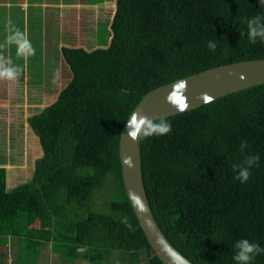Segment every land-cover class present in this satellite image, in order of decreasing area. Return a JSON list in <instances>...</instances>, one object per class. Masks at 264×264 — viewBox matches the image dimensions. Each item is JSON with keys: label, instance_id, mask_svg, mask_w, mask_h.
<instances>
[{"label": "trees", "instance_id": "trees-1", "mask_svg": "<svg viewBox=\"0 0 264 264\" xmlns=\"http://www.w3.org/2000/svg\"><path fill=\"white\" fill-rule=\"evenodd\" d=\"M115 4L110 24L97 33L99 47L59 49L70 79L28 118L42 151L31 179L7 190L0 166V233L53 239L63 250L84 247L91 259L118 251L135 261L144 252L148 264H162L124 191L121 129L141 96L160 85L264 58V43H250L246 27L264 7L258 0ZM208 41L217 43L214 52ZM166 118L171 133L138 147L148 202L168 241L194 264H235L240 239L264 247V84ZM254 154L260 161L250 179H234L232 165ZM97 199L105 210L93 207ZM253 264H264V254Z\"/></svg>", "mask_w": 264, "mask_h": 264}, {"label": "rangeland", "instance_id": "rangeland-1", "mask_svg": "<svg viewBox=\"0 0 264 264\" xmlns=\"http://www.w3.org/2000/svg\"><path fill=\"white\" fill-rule=\"evenodd\" d=\"M89 2L0 0V44L4 42L6 25L11 20L14 27L27 33L36 49L26 66L22 58H17L15 46L2 50L14 64L23 68L17 80H0V166L7 171V190L10 185L14 188L31 179L35 159L42 154L28 118L52 104L70 79L59 49L68 45L86 49L99 47L97 33H103L111 22L116 0ZM109 39L110 35L105 34V40ZM112 196V189L104 193L105 200ZM99 203L97 199L93 207L105 210L106 205L98 206Z\"/></svg>", "mask_w": 264, "mask_h": 264}, {"label": "water", "instance_id": "water-1", "mask_svg": "<svg viewBox=\"0 0 264 264\" xmlns=\"http://www.w3.org/2000/svg\"><path fill=\"white\" fill-rule=\"evenodd\" d=\"M182 82H186V91L181 87ZM261 84H264V58L217 65L148 91L141 96L126 121L134 112L141 110L151 119L166 118ZM202 94H207L211 99L205 101ZM169 96L170 101L166 100ZM184 103L188 107L179 111L178 106ZM126 121L118 141L121 178L126 197L147 243L162 264H194L168 241L155 220L143 183L138 143L127 136ZM129 157L131 166L126 162Z\"/></svg>", "mask_w": 264, "mask_h": 264}, {"label": "clouds", "instance_id": "clouds-1", "mask_svg": "<svg viewBox=\"0 0 264 264\" xmlns=\"http://www.w3.org/2000/svg\"><path fill=\"white\" fill-rule=\"evenodd\" d=\"M260 6L264 7V0H258ZM116 5V4H115ZM247 37L250 43L255 44L257 41L264 43V14L256 15L246 21ZM7 35L4 42L0 44V80L15 81L17 80L23 68L13 63V60L3 54V49L15 46L17 58H22L25 61V66L29 57L36 54V49L32 45L27 33L21 31L12 25L11 20L6 25ZM243 35V33H241ZM207 48L210 51L217 49L215 41H208ZM181 87L186 91V82L181 83ZM205 101L211 98L207 94H202ZM166 100H171V96L166 97ZM173 107H177L172 105ZM188 107L187 103L178 106L179 111H184ZM127 136L137 143L145 138L152 136H163L171 133L172 125L165 117L159 119H151L143 113V111L134 112L131 117L126 121ZM248 148L246 139L241 141V151L243 152ZM260 161V155H247L242 162L232 165V170L236 173L234 179L239 180L241 183H246L251 176V169L257 166ZM126 162L131 166V158H126ZM130 227V225H129ZM235 253L233 260L235 264H253L255 257L264 254V247L258 243L251 242L248 239L237 240L234 244Z\"/></svg>", "mask_w": 264, "mask_h": 264}, {"label": "crops", "instance_id": "crops-1", "mask_svg": "<svg viewBox=\"0 0 264 264\" xmlns=\"http://www.w3.org/2000/svg\"><path fill=\"white\" fill-rule=\"evenodd\" d=\"M91 256L84 247L63 250L53 239L0 233V264H148V254L144 252L135 261L127 260L118 251H111L102 259Z\"/></svg>", "mask_w": 264, "mask_h": 264}]
</instances>
